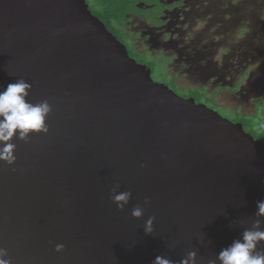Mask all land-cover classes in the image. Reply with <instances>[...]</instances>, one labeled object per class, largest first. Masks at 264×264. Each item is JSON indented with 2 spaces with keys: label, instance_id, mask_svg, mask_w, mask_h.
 <instances>
[{
  "label": "water",
  "instance_id": "obj_1",
  "mask_svg": "<svg viewBox=\"0 0 264 264\" xmlns=\"http://www.w3.org/2000/svg\"><path fill=\"white\" fill-rule=\"evenodd\" d=\"M20 78L52 112L47 133L14 138L16 162L0 161L12 264H178L190 251L209 264L264 227V141L155 80L87 0H0V91ZM116 185L132 193L123 211Z\"/></svg>",
  "mask_w": 264,
  "mask_h": 264
},
{
  "label": "rangeland",
  "instance_id": "obj_2",
  "mask_svg": "<svg viewBox=\"0 0 264 264\" xmlns=\"http://www.w3.org/2000/svg\"><path fill=\"white\" fill-rule=\"evenodd\" d=\"M163 2L169 10L163 31L161 25L151 26L146 17L129 15L126 34L138 41L139 50L146 51L134 49L139 54L136 59L154 63L155 80L169 83L165 72L176 75L172 81L182 96L189 95L191 88L205 86L209 100L201 102L229 119L257 110L264 115V0ZM155 7L153 18L157 19L160 13ZM116 33L120 34L119 29Z\"/></svg>",
  "mask_w": 264,
  "mask_h": 264
},
{
  "label": "clouds",
  "instance_id": "obj_3",
  "mask_svg": "<svg viewBox=\"0 0 264 264\" xmlns=\"http://www.w3.org/2000/svg\"><path fill=\"white\" fill-rule=\"evenodd\" d=\"M31 88V83L20 78L9 83L4 90L0 91V161L9 165H13L17 160L15 155L16 144L12 142L14 138L28 142L33 133H47L49 131L47 118L52 112V105L47 99L38 103L30 102L27 97ZM118 188L119 185L113 187L111 199L118 209L123 211L131 200L132 193L130 191H118ZM147 202L148 198L145 199V203ZM256 203V215L258 217L264 216V200H258ZM131 215L136 218L142 217L144 207L135 206ZM154 220V216L146 220V233L150 234L153 231ZM262 242H264V227H261L260 220H256L251 228H246L242 232L241 238L235 239L229 246L223 248L215 259L209 261V264H216L217 260L220 264H264ZM64 248V244L56 245L57 252L63 251ZM196 255V251H190L178 264H196ZM0 264H12L8 250L2 247H0ZM152 264H177V262L164 255H158Z\"/></svg>",
  "mask_w": 264,
  "mask_h": 264
},
{
  "label": "trees",
  "instance_id": "obj_4",
  "mask_svg": "<svg viewBox=\"0 0 264 264\" xmlns=\"http://www.w3.org/2000/svg\"><path fill=\"white\" fill-rule=\"evenodd\" d=\"M89 4V8L91 11L96 14L107 26V28L113 32L116 36L117 35L116 30L121 27V23L125 22L127 20V14L128 13H139L144 14L143 12L147 10L149 18L155 22L156 20L151 16V9L144 8L143 6H139L138 2L139 0H87ZM122 36V35H121ZM123 38V39H122ZM121 39L128 45L129 53L132 57L136 58L135 55H139L134 51V48L132 46V43L126 39L124 36ZM139 62H142V60H138ZM154 63L147 64L152 69L154 66ZM155 67V66H154ZM166 78H169V83L165 82L169 87L174 89L176 91V88L178 87L173 81L172 78L176 75H169L165 72ZM154 78V77H153ZM185 91V90H183ZM189 95L185 96H193L196 101L201 102L202 100H209V94L206 91V87H196L191 88L188 90ZM177 92V91H176ZM259 110H257L252 115H240L237 119L233 120L235 122H241L244 126V128L250 132L256 139H260L264 141V115L258 114ZM232 120V119H231Z\"/></svg>",
  "mask_w": 264,
  "mask_h": 264
},
{
  "label": "flooded vegetation",
  "instance_id": "obj_5",
  "mask_svg": "<svg viewBox=\"0 0 264 264\" xmlns=\"http://www.w3.org/2000/svg\"><path fill=\"white\" fill-rule=\"evenodd\" d=\"M163 1H165V0H139V2H138V5L139 6H143L144 8H149V9H151V16L153 17V15L155 14V10H154V6H156L155 7V9H156V11H157V13L159 14L158 16H159V18H155V22H153L150 18H149V16L148 15H145V14H139V13H128L127 14V20L125 21V22H123V23H121V27H119L120 28V34L122 35V36H124L126 39H128L131 43H132V46H133V48L134 49H136L137 51H139L140 53H146V51H144V50H139L138 48H137V46H136V43L138 42L136 39H134V38H131V34H126V25L129 23V20H130V17H133V19L135 18V17H138V16H142V18H147L150 22H151V26H154L155 27V29H156V27L158 26V25H161V30L163 31V30H165L166 28H167V26H166V24H167V22L168 21H165V16L167 15V12L169 11L168 10V8H167V5L163 2ZM143 2V3H142ZM144 2H146V3H144ZM154 5V6H153ZM170 7H171V5H169ZM177 9L178 8V6L177 7H175V5H174V9ZM129 15H130V17H129ZM169 23V22H168ZM157 25V26H156ZM131 33L132 32H134V31H130ZM129 32V33H130ZM119 35V34H118ZM147 36V35H146ZM154 37H155V39H157V37L159 36V34H158V32L156 31L155 32V34L153 35ZM148 37V36H147ZM120 39H121V37H119ZM147 39V38H146ZM122 40V39H121ZM123 41V40H122ZM124 42V41H123ZM125 43V42H124ZM126 44V43H125ZM126 45H128V43L126 44ZM149 55H152V54H149ZM150 67V66H149ZM151 68V67H150ZM152 69V68H151ZM152 72H153V69H152ZM153 75V74H152ZM170 75V74H169ZM188 97V96H187Z\"/></svg>",
  "mask_w": 264,
  "mask_h": 264
}]
</instances>
